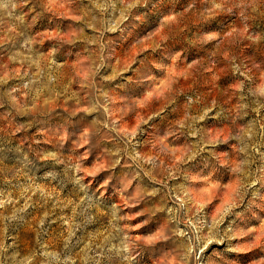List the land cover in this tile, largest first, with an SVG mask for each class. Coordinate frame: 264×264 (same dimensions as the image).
<instances>
[{
    "label": "rangeland",
    "instance_id": "374dc122",
    "mask_svg": "<svg viewBox=\"0 0 264 264\" xmlns=\"http://www.w3.org/2000/svg\"><path fill=\"white\" fill-rule=\"evenodd\" d=\"M0 264H264V0H0Z\"/></svg>",
    "mask_w": 264,
    "mask_h": 264
},
{
    "label": "bare ground",
    "instance_id": "6f19581e",
    "mask_svg": "<svg viewBox=\"0 0 264 264\" xmlns=\"http://www.w3.org/2000/svg\"><path fill=\"white\" fill-rule=\"evenodd\" d=\"M201 196V195H200Z\"/></svg>",
    "mask_w": 264,
    "mask_h": 264
}]
</instances>
